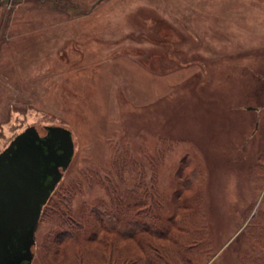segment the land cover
Returning <instances> with one entry per match:
<instances>
[{
    "label": "rangeland",
    "instance_id": "374dc122",
    "mask_svg": "<svg viewBox=\"0 0 264 264\" xmlns=\"http://www.w3.org/2000/svg\"><path fill=\"white\" fill-rule=\"evenodd\" d=\"M71 132L31 264H264V0H0V152Z\"/></svg>",
    "mask_w": 264,
    "mask_h": 264
},
{
    "label": "water",
    "instance_id": "95a60500",
    "mask_svg": "<svg viewBox=\"0 0 264 264\" xmlns=\"http://www.w3.org/2000/svg\"><path fill=\"white\" fill-rule=\"evenodd\" d=\"M71 132L29 126L0 152V264H31L42 204L73 156Z\"/></svg>",
    "mask_w": 264,
    "mask_h": 264
},
{
    "label": "trees",
    "instance_id": "16d2710c",
    "mask_svg": "<svg viewBox=\"0 0 264 264\" xmlns=\"http://www.w3.org/2000/svg\"><path fill=\"white\" fill-rule=\"evenodd\" d=\"M146 264H155L154 259L152 257H148L145 259Z\"/></svg>",
    "mask_w": 264,
    "mask_h": 264
}]
</instances>
